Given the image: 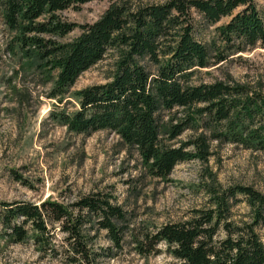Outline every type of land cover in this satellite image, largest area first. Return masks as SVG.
I'll use <instances>...</instances> for the list:
<instances>
[{
	"label": "trees",
	"instance_id": "16d2710c",
	"mask_svg": "<svg viewBox=\"0 0 264 264\" xmlns=\"http://www.w3.org/2000/svg\"><path fill=\"white\" fill-rule=\"evenodd\" d=\"M91 1L96 0H0L12 45L24 66L43 74L50 84L47 98L57 108L83 72L109 61L103 84L74 93L75 112L60 109L48 117L74 136L113 134L153 180L167 181L184 162L206 165L214 147L264 155V77L194 82L200 70L264 46V4L259 9L254 0H109L91 24L58 15ZM226 17V24L216 26ZM199 27H214L213 36L203 41ZM76 29L70 41H57ZM204 177L203 204L151 232L131 231L114 197L94 191L69 204L0 203V239L31 240L65 264H99L121 250L132 232L129 244L140 257L157 254L163 244L177 264H264V193L222 186L211 171ZM242 204L247 214L236 221L234 209ZM56 232L63 236L57 244ZM100 232L110 247H97Z\"/></svg>",
	"mask_w": 264,
	"mask_h": 264
},
{
	"label": "rangeland",
	"instance_id": "374dc122",
	"mask_svg": "<svg viewBox=\"0 0 264 264\" xmlns=\"http://www.w3.org/2000/svg\"><path fill=\"white\" fill-rule=\"evenodd\" d=\"M254 2L259 9L264 4V0ZM108 5L109 0H96L58 15L68 23L91 24ZM229 20L230 17L223 18L216 26ZM197 30L206 42L213 36L214 27ZM78 34L76 29L57 41L68 42ZM12 35L0 16V203L39 205L51 200L69 204L84 194L100 191L111 194L126 212L131 231L151 232L163 224L183 220L190 210L203 204L206 171L215 174L222 186H250L264 193V155L232 145L214 147V154L206 165L197 161L178 164L167 181H159L142 174L137 156L113 134L99 132L83 138L67 133L48 117L50 112L60 109L75 112L78 105L74 93L103 84L109 74V61L103 60L83 72L64 105L57 108L55 102L47 98L50 84L43 74L23 65L24 61L11 43ZM227 77L237 82L264 77V46L257 45L229 57L226 62L200 70L194 82L211 83ZM189 134L179 137L177 142L186 140ZM246 214L243 204L234 209L236 221L244 219ZM130 233L127 244L119 251L112 250L99 264H177L163 244L158 246L155 255H136L129 244ZM62 237L56 232V244ZM96 245L103 249L110 247L104 232H100ZM0 264L65 263L35 248L31 240L6 244L0 239Z\"/></svg>",
	"mask_w": 264,
	"mask_h": 264
}]
</instances>
